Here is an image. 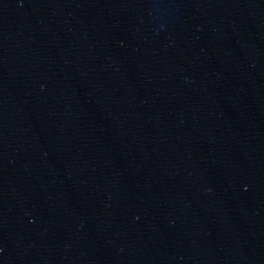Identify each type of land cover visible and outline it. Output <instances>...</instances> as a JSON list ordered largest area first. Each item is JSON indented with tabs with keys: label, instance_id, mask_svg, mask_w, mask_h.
Here are the masks:
<instances>
[{
	"label": "water",
	"instance_id": "obj_1",
	"mask_svg": "<svg viewBox=\"0 0 264 264\" xmlns=\"http://www.w3.org/2000/svg\"><path fill=\"white\" fill-rule=\"evenodd\" d=\"M0 264H264V168L136 0H0Z\"/></svg>",
	"mask_w": 264,
	"mask_h": 264
}]
</instances>
